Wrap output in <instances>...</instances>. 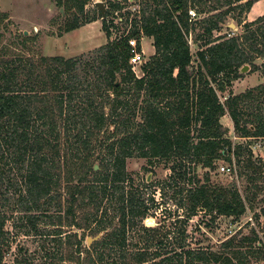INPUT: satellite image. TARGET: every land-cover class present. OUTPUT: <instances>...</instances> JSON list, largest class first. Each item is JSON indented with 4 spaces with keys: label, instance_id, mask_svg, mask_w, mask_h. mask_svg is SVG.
I'll return each mask as SVG.
<instances>
[{
    "label": "trees",
    "instance_id": "trees-1",
    "mask_svg": "<svg viewBox=\"0 0 264 264\" xmlns=\"http://www.w3.org/2000/svg\"><path fill=\"white\" fill-rule=\"evenodd\" d=\"M207 1L153 0V8L149 4L142 8L140 19L129 18L127 12L124 24H130L129 33L113 39L105 20L108 10L99 12L108 39L91 55L0 57V205L11 210V214L0 212V263L10 248L4 226L11 218L23 234H52L55 244L52 251H43L40 261L35 260L36 253L20 247L14 264H64L66 260L67 264H233L221 252L188 246L185 223L197 210L213 214V219L238 218L245 213L246 202L252 204L249 195L242 197L235 188L207 181L219 161L228 162L229 171L231 165L238 166L237 174L250 181L262 177V159H254L248 143H233L220 121L228 111L239 137L264 138L262 109L244 115L238 106L239 101L256 96L249 89L229 94L222 102L218 92L244 75L245 64L249 72L264 73V15L244 23L241 34L213 37L232 8L248 10L254 0H216L211 10L217 13L190 19L188 10L197 14V4L202 3L206 13ZM84 3L70 7L82 12ZM113 7L119 8V3ZM79 20L73 13L66 31L82 25ZM197 24L201 30L193 36ZM189 34L198 47L196 65ZM143 36L152 39L154 50L141 64L138 77L129 62L128 40L135 38L139 50ZM257 57L263 59L261 64ZM97 146L104 151L100 148L95 169L91 152ZM131 157L149 163L172 161L169 177L155 182L164 196L171 186L172 197L158 202L153 193L138 189L126 169ZM199 165L206 168L204 183L196 174ZM151 182L144 184L151 187ZM170 200H175V212L180 207L185 215L169 211L159 217L161 223L143 224ZM86 204H93L94 210L79 215L77 207ZM167 218L180 223L175 227L177 236L170 237ZM93 220L92 234L108 231L88 247H82L83 234L78 237L77 231L63 230L65 225L87 228ZM40 222L55 228L43 232ZM242 240L262 246L254 230ZM232 242L229 237L223 246ZM235 252L237 256L241 251Z\"/></svg>",
    "mask_w": 264,
    "mask_h": 264
},
{
    "label": "rangeland",
    "instance_id": "rangeland-1",
    "mask_svg": "<svg viewBox=\"0 0 264 264\" xmlns=\"http://www.w3.org/2000/svg\"><path fill=\"white\" fill-rule=\"evenodd\" d=\"M80 1L81 0H71L70 2V0H62L61 3H58L57 0H0V57L12 54H22L34 58H38L41 55H62L64 57L91 55L96 48L103 46L108 39L103 28V20L101 16L99 17V12H101L99 11L100 7L96 5V2L101 1L103 3L104 12L108 10L105 20L109 25V29L114 32V34L111 35V39H113L115 35L129 33L131 29L130 24L127 23V26L124 24V18L127 12L129 13V18L136 17L140 19L142 8L146 7L147 4L152 8L154 6L153 0H85L82 12L78 11L75 6L70 7V4H77ZM241 1L244 2L245 0ZM115 3H119V8L113 7ZM236 4L237 2H233L231 5ZM202 5V3L197 4L198 12L193 20L201 19L202 17L218 12V10H211V7L216 5V0L207 1L205 7L206 10H209L206 13L202 12L204 9ZM227 7L228 6H225L223 9ZM73 13L77 14L80 19L79 21L83 22V24L76 29L66 31V26L72 18ZM2 14H5V16H2ZM92 15H98L96 16V20L87 22L86 19ZM262 15H264V0H254L251 7L242 12H239V8H232L225 17V21L219 30L213 31V37L219 34H226L228 36L232 34H241L244 30V23L254 21L257 17ZM198 24L193 32V36L194 33L201 30ZM191 36L192 35H190V38L192 40H190L189 45L193 57V64L196 65L195 57L198 47L193 40L194 37ZM140 45L144 60H146L154 50L152 39L143 36ZM255 61L261 64L263 59L257 57ZM248 70L243 72L244 75L242 77L233 81L232 85L228 87L227 90L218 92L220 100L224 102L229 94L237 95L251 89L256 97L253 99L247 97L248 99L238 102L239 108L244 109V115L248 113L251 114L254 110H258L259 108L264 112V91L262 90V86L264 85V73L260 70L254 72H249ZM134 73L142 75L138 65L135 66ZM259 89H261V91ZM257 91H259V93ZM251 102L252 106L254 105L253 108L248 106ZM256 104L259 105V107H256ZM220 121L222 125L226 127V135L230 137L233 143H248L253 152L254 159L256 157L262 159V177L256 179L255 182L250 181L245 175L237 174V171H239L238 166L234 167L231 165L230 171L222 170L221 166L230 164L228 162L219 161L217 163L219 165L218 169L211 172L207 184L220 183L227 188H235L242 197H245L246 194L247 196L249 195L252 199V204L246 202V211L238 218L222 215L213 219V214L205 213L203 210H197V213L192 215L185 223L187 234L185 243L192 248L199 247L208 251L221 252L223 255L231 257L233 264H264V212L262 211L264 209V138L239 137L234 132L233 121L228 111L220 118ZM103 132L100 133V138L102 140L104 139ZM100 148L104 151L101 146H97L91 152L93 154L91 157L94 161V165H97L99 161L97 155L100 152ZM152 161L154 164L149 163L147 159L142 157L127 158L126 169L133 177L134 185H136L138 189L153 193L152 196L154 199L161 202L162 199H166L168 196L172 197L173 189L169 186V188H167L168 191L165 193L166 196H164V190H160L155 182L164 181L169 177L172 161ZM151 168L153 172L149 171ZM205 172L206 168L200 165L196 168V174L200 183L205 182ZM150 181H152L151 187L145 186L144 183ZM103 203L102 207L106 206V200ZM165 207L167 212L163 211ZM176 208L175 200H170L166 204L161 203L159 207L155 209V222L147 224L144 220L143 224L157 225L161 223L159 217H164L169 211L174 213ZM93 210V204L77 207V213L79 215L82 212L87 214L91 213ZM150 211L153 212V208H151ZM0 212L11 214L8 205H0ZM175 214L185 215V210L183 209L182 211L179 207L178 212H175ZM255 214H258L259 217L256 218ZM174 220L175 219L169 218L165 219L166 229H171L170 237L177 236L178 234L175 227L180 223L177 221V223L174 224ZM114 221L117 222V218H115ZM39 225L43 232H49L50 229L55 228V226H50L45 222H40ZM94 225L95 222L93 220L87 228H76L74 226L70 228V226L65 225L63 226V230L69 229L71 231H77L78 237L83 234L82 247H88L95 240L101 239L108 231L107 229L97 234H92L91 228ZM4 230L6 231L5 237L10 242V248L4 251L5 254L0 264H14V256L20 247L31 254L36 253L35 260L40 261L42 259L41 257H43V251H52L55 246L53 241H51L52 234H49V236L23 234L21 230L19 231L17 228L13 227L11 218L6 221ZM252 230L256 232L263 247H255L258 241L250 246L247 242L242 240V238L249 235ZM173 231H175L174 234ZM132 233L134 236L137 234L135 231H132ZM97 235V239L92 240L90 243L87 241L88 237H95ZM170 237L169 239H171ZM229 237H233V242L229 247H224L223 241ZM240 242L243 243L240 244ZM42 245L44 249H42ZM235 251H241L246 257L242 258L241 252L237 256H234L237 254ZM240 258H242V260H240ZM63 263L67 264L70 263V261L66 260Z\"/></svg>",
    "mask_w": 264,
    "mask_h": 264
},
{
    "label": "built area",
    "instance_id": "built-area-1",
    "mask_svg": "<svg viewBox=\"0 0 264 264\" xmlns=\"http://www.w3.org/2000/svg\"><path fill=\"white\" fill-rule=\"evenodd\" d=\"M188 13H189V15H190V19H195V16H196V12H195V10L194 9H192V8H190L189 10H188ZM103 17V16H102ZM101 17V18H102ZM190 35L191 34H189L188 36L189 37H187V40H188V43L190 44V40H192L191 38H190ZM192 37V36H191ZM142 38V37H141ZM141 38H140V41H141ZM128 42H129V45L132 47V55H131V57H130V59H129V62H130V64H131V69L133 70V71H135V66H139V69H140V71H141V64L145 61L144 60V57H143V53H142V48H141V45H140V48H139V50L137 49V40L135 39V38H131V39H129L128 40ZM136 76H141V75H137V74H135ZM221 169L222 170H227V171H229V167H226V166H221Z\"/></svg>",
    "mask_w": 264,
    "mask_h": 264
},
{
    "label": "water",
    "instance_id": "water-1",
    "mask_svg": "<svg viewBox=\"0 0 264 264\" xmlns=\"http://www.w3.org/2000/svg\"><path fill=\"white\" fill-rule=\"evenodd\" d=\"M96 5L98 6V7H100V11H101V13H104V6H103V3L101 2V1H98V2H96ZM248 65L247 64H245L244 66H242L241 67V72H245L246 70H248ZM94 168L96 169L97 168V165H94ZM98 238V235L97 236H95V237H88L87 238V241L90 243L92 240H95V239H97Z\"/></svg>",
    "mask_w": 264,
    "mask_h": 264
},
{
    "label": "bare ground",
    "instance_id": "bare-ground-1",
    "mask_svg": "<svg viewBox=\"0 0 264 264\" xmlns=\"http://www.w3.org/2000/svg\"><path fill=\"white\" fill-rule=\"evenodd\" d=\"M145 222H146L147 224H152V223H154V222H155V221H154V217H151V216L146 217V218H145Z\"/></svg>",
    "mask_w": 264,
    "mask_h": 264
}]
</instances>
